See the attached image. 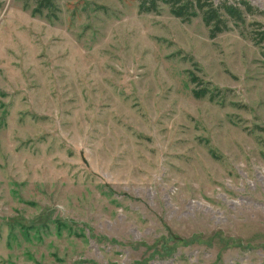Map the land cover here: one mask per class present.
Segmentation results:
<instances>
[{"label":"rangeland","instance_id":"1","mask_svg":"<svg viewBox=\"0 0 264 264\" xmlns=\"http://www.w3.org/2000/svg\"><path fill=\"white\" fill-rule=\"evenodd\" d=\"M40 1L0 0V264H264V0Z\"/></svg>","mask_w":264,"mask_h":264},{"label":"trees","instance_id":"2","mask_svg":"<svg viewBox=\"0 0 264 264\" xmlns=\"http://www.w3.org/2000/svg\"><path fill=\"white\" fill-rule=\"evenodd\" d=\"M137 2L140 13H158L161 6H167L171 15L183 23H191L193 19L201 18L209 30L211 39L228 32L231 26L239 28L246 25L247 16L263 14L246 0L237 3L223 0L220 5H215L213 0H137ZM54 7V0H41L35 12L41 14L43 9L52 11ZM251 26L253 27L250 33L251 40L263 49L264 55V25L255 22ZM193 82L200 87L193 90L196 99L209 96L210 100H214V92L203 86L202 81L194 77Z\"/></svg>","mask_w":264,"mask_h":264}]
</instances>
